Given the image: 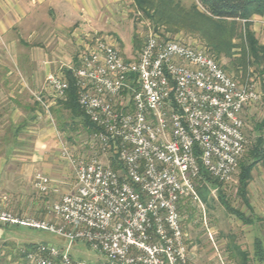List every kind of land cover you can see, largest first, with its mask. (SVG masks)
I'll use <instances>...</instances> for the list:
<instances>
[{"label": "built area", "instance_id": "obj_1", "mask_svg": "<svg viewBox=\"0 0 264 264\" xmlns=\"http://www.w3.org/2000/svg\"><path fill=\"white\" fill-rule=\"evenodd\" d=\"M67 69L79 107L97 128L91 152L75 158L60 148L75 176L72 191L60 194L47 176L34 177L41 195L58 196L48 208L52 223L12 214L3 202L0 225L63 242L36 244L29 264H190L179 208L199 202L202 171L222 184L236 174L247 145L243 113L259 99L255 87L228 75L202 47L156 34L128 58L96 41ZM44 88L63 101L68 83L49 73ZM33 96L48 113L40 94ZM77 242L97 260L74 259Z\"/></svg>", "mask_w": 264, "mask_h": 264}, {"label": "rangeland", "instance_id": "obj_2", "mask_svg": "<svg viewBox=\"0 0 264 264\" xmlns=\"http://www.w3.org/2000/svg\"><path fill=\"white\" fill-rule=\"evenodd\" d=\"M79 1L80 3L78 6L81 4V8L84 9L83 11V9L80 8V15L84 17L86 28L85 33L81 36L82 48L80 51L87 45L94 44L96 41H103L113 45L123 57L128 58L139 51L142 44L149 36L156 34L164 40L180 41L188 45L202 47L211 55L200 37L196 35L193 36L186 31L172 33L163 26L154 25L142 12L135 8L132 0ZM175 1L184 8H189L193 3V0ZM54 5V7L48 8L45 5L33 6L34 8H32L31 11L35 22H41L43 20L42 23H44L46 21L52 31L53 28H56L58 25L63 26V24L67 22V17L69 18L71 16H69V14H61L58 6L56 4ZM86 10L89 13H87ZM97 15L99 17H96ZM23 22L21 29H18L16 32H18V36L21 37L22 43L27 47L25 51L30 52L34 47L31 43L32 40L28 37V23H30V20L25 19ZM241 23L243 24L244 21ZM13 36L12 34V37ZM51 37L55 40L56 34L51 32ZM238 42L239 41H235V43ZM258 43L260 44L259 41ZM53 50H56L55 46ZM239 54V49H236L233 58L238 59ZM217 62L228 75L234 77L239 83L246 82L247 84L253 85L259 94L258 101L246 108L243 114L247 145L239 163H249L252 162L250 153L255 140L258 138H261L263 141L264 151V126L261 127L262 122H264V66H258L255 62L252 63L251 60L249 63L245 64L244 67L238 66L235 68L236 70H230L232 65L229 63V60L221 58L217 60ZM3 65L8 69V61H5ZM19 66L18 63L16 66L12 63V71L15 75L12 78L4 80L3 86L15 89L18 88L17 86H25L24 89H22L30 96L28 89L32 90L31 79L23 77L22 68ZM227 67L230 69H227ZM53 73L63 75L57 72ZM33 81L34 84L37 82L36 80ZM38 81L40 82V80ZM42 81L43 80H41V83ZM20 98L22 104L28 102L24 95L20 96ZM46 98L52 110H54L51 114L55 129L60 134V141L58 142L60 147L64 146L67 148L75 158L87 157L91 152L89 146V133L86 129H83L80 124L69 127V122L66 123L68 121V113L60 110L59 103L62 102V100H52V97ZM11 105L12 104L9 106ZM65 124L67 128L65 127L64 131H59V128H62ZM41 125H43V121L37 125L32 124L30 127H38ZM6 126L7 124L3 126L0 125V150L4 149L5 143L1 141V138L7 133H5L8 128ZM26 131L28 130H24L19 135L22 138L21 141H24H22L23 145H20L17 150L28 153L31 151L33 134ZM58 149H54L53 168L59 172H65L64 175L67 178L66 182H70V186H75L74 173L71 167L63 161L62 158L61 160L59 159L61 151H58ZM20 160H24V158ZM239 173L240 168L238 164L236 174L229 182L223 184L217 182V184L213 186L207 182L203 185H199L197 187L199 202H186L179 208V212L182 216V228L186 235L188 248L190 250L191 247H195L194 251L197 253V256H190V264H238L239 254L245 255L247 264H257L253 260V242L255 237L261 238L264 246V157L256 163L250 172L251 178L247 185L245 200L240 195ZM34 193V198H36L38 202L43 195L36 189ZM221 198H223L225 204L231 209L244 215V218L249 221V223H244L236 215L229 212L221 202ZM4 199L5 198H1L0 203H3ZM3 205L5 206V202ZM5 208L8 212L14 214L8 207L5 206ZM29 208H25L24 210L31 212L32 208ZM48 208L49 206L47 208H40L39 211L46 214L41 217H37V215L31 213L29 215L24 214L27 216L15 215L33 218L37 221L45 220L52 223L53 218L51 214L48 213ZM14 230L20 242L13 240L9 243V248L1 251L0 264H29L26 261V254L31 252L35 246H30L27 242L29 240H41L54 244L59 243V245L63 244L56 236L45 231L34 230L28 227H16ZM70 253L74 259H83L85 261H95L98 258L97 254L89 251L81 242L73 244Z\"/></svg>", "mask_w": 264, "mask_h": 264}, {"label": "crops", "instance_id": "obj_3", "mask_svg": "<svg viewBox=\"0 0 264 264\" xmlns=\"http://www.w3.org/2000/svg\"><path fill=\"white\" fill-rule=\"evenodd\" d=\"M84 1L89 2L90 0ZM79 3V0H0V125H14L26 120L29 125L25 130L33 134L31 151L28 153L16 148L0 150V200L5 198L3 200L5 206L17 215L27 216L24 214L29 215L31 213L37 217L45 216L46 214L39 211L40 208H47L58 198L54 194L43 195L37 202V199L34 198L35 189L33 186L34 177L37 174L52 179L60 194L74 190V185L70 186V182H66L65 172L62 173L53 168L54 149L59 148L58 151H60L61 148L58 143L60 134L54 126L50 112L52 108L46 98L50 96L46 92L43 82L49 73L62 74L63 69L77 63L78 54L82 48L81 36L86 30L84 17L80 15L82 5L80 4L79 7ZM54 4L58 6L61 14L71 16L67 17V22L63 26L58 25L52 31L46 21L44 22L46 24L42 23L43 20L35 22L31 11L36 6L45 5L48 8L54 7ZM86 12L89 13L87 10ZM25 19H29L31 23H28V37L32 40L31 43L34 47L30 52L25 51L27 47L16 32L21 29ZM251 29L260 44L264 46V15L252 18ZM51 32L56 34L55 40L51 37ZM54 46L56 50H53ZM5 61L9 63L8 69L3 65ZM12 63L15 66L18 63V66L20 65L19 67L22 68L23 77L31 79L32 90L28 89L30 96L24 92L25 86H17L16 89L3 86L4 80L15 75L12 71ZM33 80L37 82L34 84ZM41 80H43L42 83ZM33 94H40L41 98L48 104V113L41 105L42 112L32 110L34 103L37 102ZM22 95L27 98L28 102L21 103L20 96ZM10 104L12 105L9 106ZM42 121L43 125L30 127V125H37ZM21 139L19 136L16 140L24 141ZM21 158L24 160H20ZM59 159L61 160V156ZM29 207L32 208L31 212L24 210ZM15 228V226L0 225V253L9 248L11 241L20 242L18 235L14 232ZM27 242L30 246L39 243H51L41 240H29ZM194 250L195 247H191L190 256L197 254Z\"/></svg>", "mask_w": 264, "mask_h": 264}, {"label": "trees", "instance_id": "obj_4", "mask_svg": "<svg viewBox=\"0 0 264 264\" xmlns=\"http://www.w3.org/2000/svg\"><path fill=\"white\" fill-rule=\"evenodd\" d=\"M132 2L135 8L142 12L154 25L163 26L172 33L186 31L193 36L200 37L215 59L225 58L229 60L232 67H230L231 69L227 67V69L236 70L235 68L244 67L251 60L258 66H264V46L258 43L255 33L251 30L252 18L264 15V0H193L189 8L182 7L175 0H132ZM242 21H244L243 24ZM235 41L239 42L235 43ZM236 49H239L240 52L238 59L233 58ZM61 73L68 83L65 100L59 103L60 110L68 113L66 123L69 122V127L80 124L89 135L93 134L97 128L89 121L78 105L77 88L71 72L65 68ZM32 110L43 111L37 102L34 103ZM28 125L26 120L14 125L7 124L6 127L8 128L5 131L7 133L1 138V141L5 143L4 150L17 149L23 145L16 139ZM263 126L264 122L261 124V127ZM65 127L67 128L66 124L59 128V131H64ZM263 152V141L258 138L255 140L250 153L252 162L239 163L240 195L244 200L247 185L251 178L250 172L256 163L264 157ZM112 165L115 167V163ZM201 175L204 182L212 186L217 184L205 172L202 171ZM221 202L229 212L236 215L244 223H249L244 215L225 204L223 198H221ZM57 239L61 241L59 238ZM253 260L257 264H264V246L259 237H255L253 242ZM238 264H247L245 255L239 254Z\"/></svg>", "mask_w": 264, "mask_h": 264}]
</instances>
